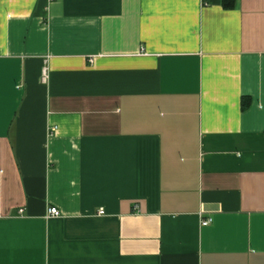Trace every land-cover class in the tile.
I'll return each mask as SVG.
<instances>
[{
  "label": "crops",
  "instance_id": "1",
  "mask_svg": "<svg viewBox=\"0 0 264 264\" xmlns=\"http://www.w3.org/2000/svg\"><path fill=\"white\" fill-rule=\"evenodd\" d=\"M223 2L0 0V264H264V0Z\"/></svg>",
  "mask_w": 264,
  "mask_h": 264
},
{
  "label": "built area",
  "instance_id": "2",
  "mask_svg": "<svg viewBox=\"0 0 264 264\" xmlns=\"http://www.w3.org/2000/svg\"><path fill=\"white\" fill-rule=\"evenodd\" d=\"M41 81H46V78H47V69L44 67L41 71ZM54 128H52L53 130ZM97 213H101V209H98L97 210ZM47 214L49 215H57L58 214V211L55 207L53 206H50L47 208ZM209 222V219H201L200 223L201 225H204V224H207Z\"/></svg>",
  "mask_w": 264,
  "mask_h": 264
},
{
  "label": "trees",
  "instance_id": "3",
  "mask_svg": "<svg viewBox=\"0 0 264 264\" xmlns=\"http://www.w3.org/2000/svg\"><path fill=\"white\" fill-rule=\"evenodd\" d=\"M223 5H224V6H228V5H230V0H226V2H225V0H224Z\"/></svg>",
  "mask_w": 264,
  "mask_h": 264
}]
</instances>
